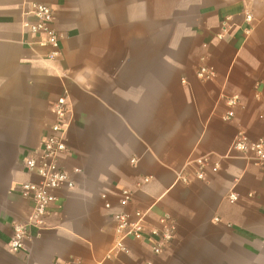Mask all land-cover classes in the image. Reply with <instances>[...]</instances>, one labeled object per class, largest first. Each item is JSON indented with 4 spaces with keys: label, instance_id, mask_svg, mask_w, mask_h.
Segmentation results:
<instances>
[{
    "label": "crops",
    "instance_id": "0c3cea01",
    "mask_svg": "<svg viewBox=\"0 0 264 264\" xmlns=\"http://www.w3.org/2000/svg\"><path fill=\"white\" fill-rule=\"evenodd\" d=\"M33 3L53 10L54 61L24 27ZM202 66L213 79L197 76ZM64 91L60 164L74 187L56 191L45 228L13 252V224L33 209L19 191L32 180L22 161L49 133ZM239 132L264 138V0H0V264H264V170L230 152ZM203 155L219 170L198 180L191 166L179 181ZM122 189L149 224L176 220L160 254L128 239V253L106 258Z\"/></svg>",
    "mask_w": 264,
    "mask_h": 264
},
{
    "label": "built area",
    "instance_id": "2783aa9c",
    "mask_svg": "<svg viewBox=\"0 0 264 264\" xmlns=\"http://www.w3.org/2000/svg\"><path fill=\"white\" fill-rule=\"evenodd\" d=\"M34 18V22H24V27L31 33L39 36L38 46L47 49L43 56L46 61H54L59 54L61 34L53 27L54 13L50 6L43 3H33L27 12ZM251 16H246L250 22ZM197 76L203 80H211L215 76L212 67L202 66ZM238 97L233 95L227 99L231 107L224 115V120L234 117L233 106L237 104ZM54 121L48 125L49 133L40 141L39 148L28 154L22 161L23 169L32 176V180L19 186L20 193L30 198L33 209L24 222L13 224L12 236L8 242L11 251L17 252L25 248L29 239L30 230L40 231L45 228V220L49 213L50 205L57 199L56 191L61 187L73 188L74 182L67 171L61 166L60 158L67 151V127L68 118L71 115L69 93H64L52 104ZM235 153L264 170V138L250 139L244 132H239L233 140L230 148ZM193 167L192 175L198 180H205L206 171L217 172L220 168L219 159L213 155L195 157L181 170L177 177L184 184L189 182L188 167ZM149 178H144L147 182ZM236 193H230L228 199L231 202L237 200ZM132 192L122 189L118 204L121 210L113 213L115 223V238L106 258H112L120 253H128L125 245L128 239L147 242L154 254H160L166 246L171 244L176 237L177 223L169 213L161 215L156 224L147 221V210L130 208ZM104 207L110 209L109 202ZM151 264V263H147Z\"/></svg>",
    "mask_w": 264,
    "mask_h": 264
}]
</instances>
